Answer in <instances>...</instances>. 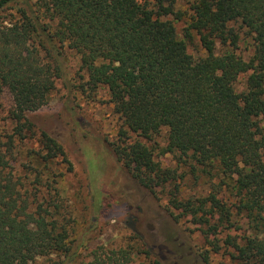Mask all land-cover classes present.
I'll return each instance as SVG.
<instances>
[{
	"label": "trees",
	"instance_id": "1",
	"mask_svg": "<svg viewBox=\"0 0 264 264\" xmlns=\"http://www.w3.org/2000/svg\"><path fill=\"white\" fill-rule=\"evenodd\" d=\"M176 1L0 0V94L12 101L10 127L0 129V264H135L153 255L144 243L101 245L75 260L84 243L73 238L77 213L59 186L73 163L65 143L29 117L65 78L67 50L79 60V88H106L123 122L126 136L107 140L117 161L152 194L173 186L165 209L202 232L203 261L223 250L237 264H264V0H189L185 11ZM169 15L186 19L183 35ZM165 129V145L140 139ZM156 150L195 178L210 176V191L183 194L182 165L156 160ZM93 151L86 165L98 175L103 157ZM241 220L240 235L219 236Z\"/></svg>",
	"mask_w": 264,
	"mask_h": 264
},
{
	"label": "rangeland",
	"instance_id": "2",
	"mask_svg": "<svg viewBox=\"0 0 264 264\" xmlns=\"http://www.w3.org/2000/svg\"><path fill=\"white\" fill-rule=\"evenodd\" d=\"M188 1L177 0L176 10H187ZM168 18L173 20L183 35L188 24L186 19L179 20L176 15H169ZM196 45L198 39L195 38V43L189 45L191 53L197 52ZM246 45V42L241 43L240 51L248 58L251 50ZM65 54V78L57 81L48 104L30 112L29 117L65 143L73 163V172H66L60 177L59 186L77 213L73 238L80 244L84 243L78 248L76 262L87 259L89 252L97 246H141L139 244L144 243L152 248L153 255H139L134 260L135 264H237L223 250L217 253L211 251L210 262H204L202 254L209 246L202 232L183 218L176 221L169 213L173 186L159 187L157 195L152 194L140 186L117 161L107 140L116 141L119 137H125L126 132L122 120L114 112V105L109 101L108 91L100 88L97 93L83 92L79 88L77 75L79 60L71 51L67 50ZM11 103L8 94H0V129L10 127L7 116ZM128 136L130 140L140 138L131 131H128ZM140 139L150 146L156 143L165 145L166 129L151 140ZM87 149H93L103 157L97 156L98 175L92 174L94 169L86 165L84 152ZM158 151H154L156 160H162L172 167L182 165L180 172H186L181 182L183 194L199 195L210 191V176L198 170L199 177L195 178L190 167L179 163L174 154L161 155ZM104 186H108L106 193L103 191L98 196V190H103ZM130 214L135 217V228L129 225ZM241 223V229H223L219 236L225 238L228 233L240 235L246 230L243 220ZM48 263L46 257H40L32 264Z\"/></svg>",
	"mask_w": 264,
	"mask_h": 264
}]
</instances>
